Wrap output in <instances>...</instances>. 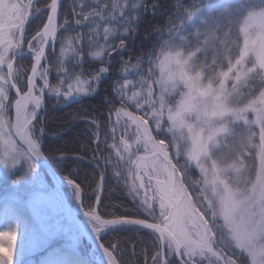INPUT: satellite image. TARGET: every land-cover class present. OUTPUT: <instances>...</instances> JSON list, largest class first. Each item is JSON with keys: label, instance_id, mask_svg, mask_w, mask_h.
I'll use <instances>...</instances> for the list:
<instances>
[{"label": "snow or ice", "instance_id": "snow-or-ice-1", "mask_svg": "<svg viewBox=\"0 0 264 264\" xmlns=\"http://www.w3.org/2000/svg\"><path fill=\"white\" fill-rule=\"evenodd\" d=\"M101 87L111 130V151L91 157L101 175L90 189L63 177L97 243L111 226L139 225L155 239L144 264H264L259 0H0V176L35 186L41 264H82L70 235L82 226L37 175L46 97ZM104 167L143 218L101 214ZM3 212L0 264H22L19 217L9 203ZM99 246L106 264H120L116 242Z\"/></svg>", "mask_w": 264, "mask_h": 264}, {"label": "trees", "instance_id": "trees-1", "mask_svg": "<svg viewBox=\"0 0 264 264\" xmlns=\"http://www.w3.org/2000/svg\"><path fill=\"white\" fill-rule=\"evenodd\" d=\"M69 67H71L70 64ZM85 67L88 65L86 64ZM54 78L55 73L53 72L50 79L54 80ZM67 102L68 100L61 102L56 101L54 97H46L42 150L58 174L71 176L77 183L87 185L90 189L101 175L100 168L91 157L98 149L104 154L111 151L109 146L111 130L108 122L109 100L104 97L103 87H101L95 94L81 96L69 104ZM73 114L78 117H89L95 123L83 119L72 120ZM67 121L72 122L66 124ZM82 198L86 203L87 200H94L95 195H85ZM99 203L101 214L105 216L143 218L144 215L127 194V189L107 167H104ZM100 240L108 248L113 242L117 243L115 255L120 264H144L145 259H150L154 251L155 239L151 230L140 226L116 227L101 236ZM83 241L88 245L85 240ZM144 249H147V255ZM77 259L82 264H96L91 259L82 256H78ZM176 264H179L178 261Z\"/></svg>", "mask_w": 264, "mask_h": 264}, {"label": "rangeland", "instance_id": "rangeland-1", "mask_svg": "<svg viewBox=\"0 0 264 264\" xmlns=\"http://www.w3.org/2000/svg\"><path fill=\"white\" fill-rule=\"evenodd\" d=\"M37 175L38 178H42L43 181L47 184L49 191L55 193L49 179L38 165ZM35 190V186L30 183H24L13 187L11 185V181H6L5 179H3L2 176H0V221H2L4 215L3 209L5 204H12L15 207L16 215L19 217L20 220V229L19 236L17 239L15 261L22 262V264H41V258L45 255V250L42 249L34 251L31 248L32 229L34 221L31 208L29 206V201L32 193ZM66 193L72 200V204H76L77 201L73 197L68 187H66ZM60 214L64 216L62 209H60ZM79 218L82 222L87 224V221L83 216L79 215ZM70 235L73 238L71 243L73 244V252L76 258L78 256H82L91 260L94 259L99 264H101L97 259V252L95 250H92L88 243V245L84 243L82 237L76 230H74L73 233H71ZM64 243L65 241L61 239L53 243L52 247H56ZM21 249H23V254H21Z\"/></svg>", "mask_w": 264, "mask_h": 264}, {"label": "water", "instance_id": "water-1", "mask_svg": "<svg viewBox=\"0 0 264 264\" xmlns=\"http://www.w3.org/2000/svg\"><path fill=\"white\" fill-rule=\"evenodd\" d=\"M80 97H73L70 98L67 102V104L71 103L72 101H74L75 99H79ZM43 139H44V131L41 133L40 135V139H39V144H40V148H41V152H42V156L41 158L36 162L37 165L43 170V172L45 173V175L47 176V178L49 179L55 193L58 194L60 200L62 201V205H61V209L62 212L65 216V218H69L71 217L78 225L82 226V228H77L75 229L80 235L81 237L90 245V247L94 250H96L98 253L102 252L103 250L100 248V244H102L99 240V243H97V239L86 230V228L82 225L81 220L79 219L78 215L83 216L82 211L80 210L81 205L77 202L75 205H73L70 200L69 197L66 193V183L63 182V177L58 174L54 168L52 167V165L50 164L47 156L44 154L43 150H42V146H43ZM84 217V216H83ZM121 226H139V225H131V224H120V225H116V226H111L107 229L104 230V232H107L110 229L116 228V227H121ZM142 227V226H140ZM105 248H107L105 245H103ZM179 263V261H178Z\"/></svg>", "mask_w": 264, "mask_h": 264}, {"label": "bare ground", "instance_id": "bare-ground-1", "mask_svg": "<svg viewBox=\"0 0 264 264\" xmlns=\"http://www.w3.org/2000/svg\"><path fill=\"white\" fill-rule=\"evenodd\" d=\"M66 185V184H65ZM66 187H67V185H66ZM82 222V221H81ZM82 225L86 228V230L88 231V232H90V228H88V226H87V224H85L84 222H82ZM104 232V231H103ZM102 232V233H103ZM101 233V234H102ZM100 234V235H101ZM96 238V237H95ZM97 259H98V261L101 263V264H106V258L104 257V253H102V252H99L98 254H97Z\"/></svg>", "mask_w": 264, "mask_h": 264}, {"label": "clouds", "instance_id": "clouds-1", "mask_svg": "<svg viewBox=\"0 0 264 264\" xmlns=\"http://www.w3.org/2000/svg\"><path fill=\"white\" fill-rule=\"evenodd\" d=\"M259 3L262 7H264V0H259Z\"/></svg>", "mask_w": 264, "mask_h": 264}]
</instances>
